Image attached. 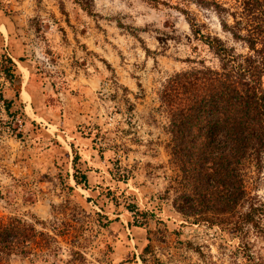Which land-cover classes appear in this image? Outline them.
Segmentation results:
<instances>
[{"label":"rangeland","instance_id":"rangeland-1","mask_svg":"<svg viewBox=\"0 0 264 264\" xmlns=\"http://www.w3.org/2000/svg\"><path fill=\"white\" fill-rule=\"evenodd\" d=\"M184 12L249 52L221 24L243 13L237 0H0V218L40 221L60 247L0 264H264V156L244 168L257 220L245 233L186 221L166 194L178 169L162 86L219 64ZM130 204L148 213L140 227Z\"/></svg>","mask_w":264,"mask_h":264},{"label":"trees","instance_id":"trees-1","mask_svg":"<svg viewBox=\"0 0 264 264\" xmlns=\"http://www.w3.org/2000/svg\"><path fill=\"white\" fill-rule=\"evenodd\" d=\"M237 1L243 13L232 14L234 25L225 20L221 24L249 52L237 53L219 37L203 35L196 20L184 12L193 34L201 37L219 64L170 75L160 101L169 114L167 148L178 169L166 190L173 196V207L186 221L241 234L257 224L256 208L245 186V164L260 163L264 156V4L263 0ZM215 8L219 15L226 10L218 4ZM14 69L8 58L3 72L11 81L18 79ZM11 106L7 102L8 110ZM79 160L76 154L74 180L88 188L87 174L77 168ZM112 201L120 206L119 197L114 195ZM127 210L137 227L138 216L148 215L136 205H128ZM37 224L43 223L0 218V262L12 256L37 255L46 260L48 255H58V234L39 230Z\"/></svg>","mask_w":264,"mask_h":264}]
</instances>
